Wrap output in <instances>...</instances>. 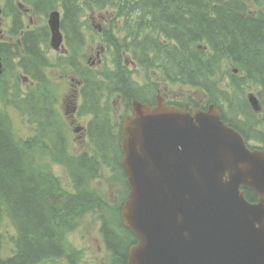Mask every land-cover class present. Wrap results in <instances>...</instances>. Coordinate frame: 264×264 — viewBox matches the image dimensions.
Segmentation results:
<instances>
[{"label":"trees","instance_id":"obj_1","mask_svg":"<svg viewBox=\"0 0 264 264\" xmlns=\"http://www.w3.org/2000/svg\"><path fill=\"white\" fill-rule=\"evenodd\" d=\"M24 1L36 13L47 15L56 9L63 13L62 29L72 56L60 58V64L80 72L84 80L83 109L92 118V152L85 150L78 156L68 152L54 76L48 71L50 64L40 47L49 35L47 26L26 30L21 43H3L0 51L6 71L0 79V98L24 113L37 133L29 138L18 137L11 115L0 107V264H37L64 256V232L73 226L75 216L93 196L82 186L78 194L64 193L57 176L41 164L38 153L44 150L59 158L80 182L105 164L122 169L121 127L114 121L117 97L131 109L135 100L154 105L163 83L198 87L210 92L219 108L226 104L234 109L231 119L224 116L230 125L244 131L239 123L244 121L251 132L264 139L263 133L256 132L259 122H255L256 112L246 91L250 85H257L260 101L264 102V14H252L254 10H264L261 0ZM89 9L116 17L108 29H103L102 39L112 65L104 67V77L85 70L80 62L87 32L93 31L86 23ZM18 23L21 30L22 21ZM226 60L238 64L246 78L231 86V90L216 85V76ZM133 62L159 80L149 78L146 84L141 83L135 74L137 70L129 67L135 66ZM19 64L33 84L21 85L23 77L16 71ZM71 161L76 162L74 170H82L74 171ZM121 174L126 179L123 169ZM245 195L255 198L248 190ZM4 220L13 221L17 227L14 256L2 255ZM102 233L112 253L111 264H127L129 248L136 238L123 227L119 214L104 218Z\"/></svg>","mask_w":264,"mask_h":264},{"label":"water","instance_id":"obj_2","mask_svg":"<svg viewBox=\"0 0 264 264\" xmlns=\"http://www.w3.org/2000/svg\"><path fill=\"white\" fill-rule=\"evenodd\" d=\"M49 24L59 46V12ZM133 111L121 143L130 188L122 215L139 238L128 264H264V206L240 190L264 197V153L253 158L214 108L191 116L137 102Z\"/></svg>","mask_w":264,"mask_h":264},{"label":"rangeland","instance_id":"obj_3","mask_svg":"<svg viewBox=\"0 0 264 264\" xmlns=\"http://www.w3.org/2000/svg\"><path fill=\"white\" fill-rule=\"evenodd\" d=\"M264 3V0H261ZM2 2V0H0ZM103 15L105 11H90L88 10V16L86 21L93 27H101L107 29L113 23V17L108 22L104 23ZM25 20L27 23L34 27L43 26L48 24V18L42 15H26ZM2 27L4 28L3 33L10 35L9 20L6 18L1 19ZM102 24V25H101ZM8 30V31H7ZM89 36V43L82 54V61L88 71L93 73H101L103 65H109L111 62L110 54L104 48L101 50V46H105L106 42L99 40L95 34L90 36L92 32L87 33ZM49 41L46 43L49 44ZM49 46L48 52L50 56L51 65L48 68L50 75H53L54 84H56V96L58 98V110L61 123L64 127V133L67 138L68 152L72 155H79L83 151L92 152L89 140L86 132V122L88 116L81 114L78 111L81 100L79 98V86L81 83L78 81L79 77L70 69H66L57 65V59L60 52L55 51ZM101 56L98 55V52ZM128 58L129 55L127 54ZM101 58L103 62L101 63ZM132 69H139L138 78L142 83L149 82V78L153 81H158L159 77L147 70L146 68L132 65ZM236 65L226 62L222 69L216 76L218 82L217 87L223 88L229 85L232 86L231 73ZM240 71L236 72L239 75ZM1 88V85H0ZM58 89V90H57ZM162 93H170L172 95L183 96L185 94L192 93L190 87L186 85H174L162 84ZM196 97L199 99L201 104H205L208 99V95L204 91H198ZM77 106L76 110V121L73 122V110ZM0 107L9 112L12 117L14 128L19 137H28L36 132L35 126L28 121L26 116L16 107L9 104H4L0 98ZM226 113L228 117L233 115V110L227 108ZM132 112L126 111L125 106L121 103L120 98H115L114 102V121L119 125L124 121V118L130 116ZM259 123L257 124L258 130L264 131V114L257 116ZM244 130L251 133L246 128ZM253 144L259 143L255 139L251 138ZM41 164L44 168L49 171L52 175L57 176L61 190L66 193H74L79 186L87 188L92 194L93 199L86 201L87 205L75 216L74 224L72 227L66 229L67 240L70 244L76 248L79 253L75 257L74 261L69 259L61 258L59 260L47 259L40 264H110V254L106 249L103 241L101 227L102 219L110 218L115 211L122 206L123 199L127 196V188L124 186V180L121 178L119 172L112 171L109 165L99 166L95 173L88 174V178H82V182L79 179L74 178L73 174L69 171V167L57 157L50 156L44 150L39 151ZM71 167H77L76 162L71 161ZM74 170V169H73ZM81 168H76L74 171L80 172ZM75 180V181H74ZM84 200V199H82ZM15 224L11 220H4L2 223V233L4 238V251L7 253L11 252L13 246V236L15 235Z\"/></svg>","mask_w":264,"mask_h":264},{"label":"bare ground","instance_id":"obj_4","mask_svg":"<svg viewBox=\"0 0 264 264\" xmlns=\"http://www.w3.org/2000/svg\"><path fill=\"white\" fill-rule=\"evenodd\" d=\"M219 14V13H218ZM238 20V19H237Z\"/></svg>","mask_w":264,"mask_h":264}]
</instances>
